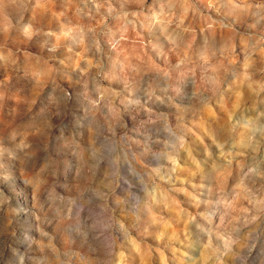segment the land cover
<instances>
[{"label": "rangeland", "instance_id": "obj_1", "mask_svg": "<svg viewBox=\"0 0 264 264\" xmlns=\"http://www.w3.org/2000/svg\"><path fill=\"white\" fill-rule=\"evenodd\" d=\"M66 85L120 115L159 97L169 111L150 115L186 139L160 142L157 171L137 165L143 191L107 197L122 229L96 210L100 248L119 231L127 264H231L235 230L264 209L249 179L264 170V0H0V124L45 95L59 105Z\"/></svg>", "mask_w": 264, "mask_h": 264}, {"label": "clouds", "instance_id": "obj_2", "mask_svg": "<svg viewBox=\"0 0 264 264\" xmlns=\"http://www.w3.org/2000/svg\"><path fill=\"white\" fill-rule=\"evenodd\" d=\"M117 87L127 94L129 85L121 81ZM185 95L178 92L177 102ZM145 105L120 115L102 98L92 100L66 85L59 105L45 95L35 111L9 112L20 123L13 129L0 124V264H99L102 255L107 264H127L119 231L109 232L110 248L96 243L94 214L99 209L112 221L109 227L122 229L107 197L125 186L143 191L148 173L137 165L157 171L153 153L175 136L167 120L158 123L160 117L150 115L168 112L167 105L152 96ZM262 118L264 111L252 122ZM259 131L264 139V123ZM176 143L183 148L185 137L175 136L171 146ZM252 148L257 151L258 144ZM249 171L252 182L264 183V170ZM224 255L231 264H264V209L254 206Z\"/></svg>", "mask_w": 264, "mask_h": 264}]
</instances>
